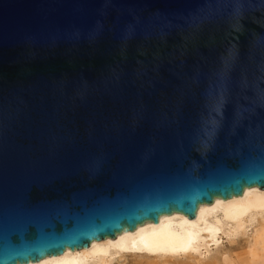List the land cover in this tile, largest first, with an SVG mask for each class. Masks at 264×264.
I'll list each match as a JSON object with an SVG mask.
<instances>
[{"label": "water", "instance_id": "95a60500", "mask_svg": "<svg viewBox=\"0 0 264 264\" xmlns=\"http://www.w3.org/2000/svg\"><path fill=\"white\" fill-rule=\"evenodd\" d=\"M264 190V0H0V264Z\"/></svg>", "mask_w": 264, "mask_h": 264}, {"label": "bare ground", "instance_id": "6f19581e", "mask_svg": "<svg viewBox=\"0 0 264 264\" xmlns=\"http://www.w3.org/2000/svg\"><path fill=\"white\" fill-rule=\"evenodd\" d=\"M239 237L244 244L238 255L221 248L224 240ZM130 258L134 264H264V190L254 187L240 197L216 199L200 206L195 219L174 213L116 239L30 264H126Z\"/></svg>", "mask_w": 264, "mask_h": 264}, {"label": "rangeland", "instance_id": "374dc122", "mask_svg": "<svg viewBox=\"0 0 264 264\" xmlns=\"http://www.w3.org/2000/svg\"><path fill=\"white\" fill-rule=\"evenodd\" d=\"M236 240L237 241H235L233 243L229 242L228 240H224V244L223 245L220 244L221 248L231 249L232 252L234 253V255H238L242 251V247L244 244V238L239 237ZM212 248H214V247H212ZM134 263H135V261L132 258H130L126 262V264H134Z\"/></svg>", "mask_w": 264, "mask_h": 264}]
</instances>
